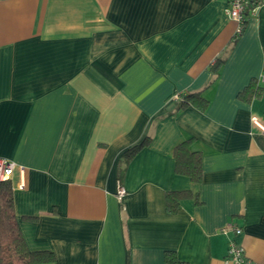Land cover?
I'll use <instances>...</instances> for the list:
<instances>
[{
	"label": "crops",
	"instance_id": "obj_1",
	"mask_svg": "<svg viewBox=\"0 0 264 264\" xmlns=\"http://www.w3.org/2000/svg\"><path fill=\"white\" fill-rule=\"evenodd\" d=\"M228 3L0 0V157L46 264H231L228 222L264 264V7L236 37ZM196 92L207 107L179 110ZM191 138L199 182L176 172ZM170 192L191 196L170 212Z\"/></svg>",
	"mask_w": 264,
	"mask_h": 264
},
{
	"label": "trees",
	"instance_id": "obj_2",
	"mask_svg": "<svg viewBox=\"0 0 264 264\" xmlns=\"http://www.w3.org/2000/svg\"><path fill=\"white\" fill-rule=\"evenodd\" d=\"M248 21L249 19L246 24ZM259 91L260 89L256 88L254 95H257ZM189 105L204 110L208 105V100L200 92L184 94L183 101L179 102V110L185 109ZM191 141L192 138L182 141L174 149L176 172L199 182L202 179L201 153L191 150ZM148 143L149 139L127 151L125 153L127 163ZM187 196H191V193H168L166 197L167 210L170 212L175 211L178 200ZM53 261H55L53 252L32 251L28 248L15 214L12 184L10 181L0 182V264H46ZM165 264L188 263L179 261L175 252L169 250L165 254Z\"/></svg>",
	"mask_w": 264,
	"mask_h": 264
},
{
	"label": "built area",
	"instance_id": "obj_3",
	"mask_svg": "<svg viewBox=\"0 0 264 264\" xmlns=\"http://www.w3.org/2000/svg\"><path fill=\"white\" fill-rule=\"evenodd\" d=\"M263 7L264 0H229L226 14L229 19L237 24L236 37L243 33L246 21L255 17ZM258 81L264 86V74L260 75ZM173 100L177 102L183 101V93L175 95ZM251 121L253 125L264 133V124L260 122L257 116L253 115ZM18 167L16 162L0 157V182L9 181ZM125 193V189L119 185L118 198H122ZM220 232L229 237L227 262L231 264H263L249 259L244 247L237 242L236 237L242 234L241 226L228 222L221 228Z\"/></svg>",
	"mask_w": 264,
	"mask_h": 264
}]
</instances>
